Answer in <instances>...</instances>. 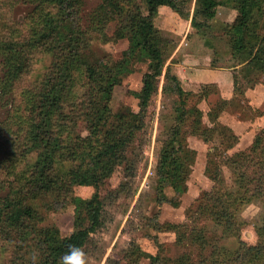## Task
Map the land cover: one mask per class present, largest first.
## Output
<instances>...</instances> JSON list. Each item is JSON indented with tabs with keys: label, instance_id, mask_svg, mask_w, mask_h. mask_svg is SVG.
I'll return each mask as SVG.
<instances>
[{
	"label": "rangeland",
	"instance_id": "1",
	"mask_svg": "<svg viewBox=\"0 0 264 264\" xmlns=\"http://www.w3.org/2000/svg\"><path fill=\"white\" fill-rule=\"evenodd\" d=\"M75 1L79 14L74 26L80 28L73 48L84 67L118 74L109 103L113 115L109 125L128 138L120 165L99 189L103 214L98 231L82 249L84 264H217L218 258L219 264H245L244 256L248 259L255 254L247 247L264 252V186H258L264 161V0H258L248 22L245 38L250 47L237 53L228 32L240 21L239 0H218L215 17L200 25L193 24L197 0H176L179 11L160 6L153 22L165 65L148 108L138 116L139 92L150 60L139 48L132 49L126 24L138 12L148 13L145 1ZM33 6L23 0H0V48H9L26 61L25 70L9 80L4 96L6 66L0 55V196L17 187L21 201L26 200L35 210L32 219L20 227H9L6 239L0 237V264H42L50 252L40 230L52 228L55 233L57 229L64 238L86 227L87 208L76 202L85 203L96 192L91 185L67 180L72 161H66V145H71L75 135L79 142L86 141L92 131L85 117L89 81L83 76L72 82V91L62 94L61 109L49 130V136L60 142L56 166L49 173L58 185L54 190L28 191L30 179L40 174L34 165L42 159V145H30L31 125L43 107L41 97H53L50 82L70 73L54 67L53 51L37 42L30 17ZM174 63L189 66V70L211 65L235 71L234 96L225 99L213 83L193 91L181 82L186 91L184 108L175 83L166 80L168 72L177 75ZM79 107L80 114H70ZM183 112L181 139L195 154L187 160L190 172L182 178L181 189L166 185L162 200L158 166L171 145L177 116ZM257 136L263 143L253 152ZM236 153L243 154L241 160ZM243 174L241 189L249 201L233 207L234 224L227 226L220 217L224 204L212 195L221 189L236 192V178ZM179 236L185 238L184 243ZM78 259L71 257L72 264Z\"/></svg>",
	"mask_w": 264,
	"mask_h": 264
},
{
	"label": "trees",
	"instance_id": "2",
	"mask_svg": "<svg viewBox=\"0 0 264 264\" xmlns=\"http://www.w3.org/2000/svg\"><path fill=\"white\" fill-rule=\"evenodd\" d=\"M24 2L33 6V12L30 15L32 19V31L38 38L40 44L47 46V49L53 51L54 67L59 68V71H68L66 76L60 81L54 80L50 82L53 97L47 98L41 97L42 109L38 112L39 118L36 123L31 125L32 141L30 145L33 148L41 147L40 162L34 165V168L39 170V176H35L30 179V189H34L36 192H41L42 189L54 190L58 183L54 181L50 176V171L54 170L56 166V157L58 155L60 142L57 137L51 138L49 136V130L53 124V118L58 109H61L60 102L63 93L72 91L74 80L76 77L83 76L88 78V98H87V112L85 117L90 123V132L95 137L87 138L86 141L82 139L79 142V137L75 135V140L66 145V161H72V167L67 171L68 181L73 184L91 185L95 187L96 192L92 199L83 203L77 201V205L87 208L89 223L86 227L78 228L73 231L69 236L60 238L58 236V230L54 231L52 228L46 230H40L39 234L45 244L48 245V257L42 262V264H57V261L65 253H68L72 246H76L79 249H83L87 244L91 235L98 231L102 214L103 203L99 193V189L103 181L108 178L114 171V169L120 165L122 157V149L127 137L122 135L109 125L112 113L109 109V103L112 98L113 90L118 83V74L112 72L102 73L101 69L96 66L82 65L77 56V51L73 48V44L76 42V34L79 31V26H74L78 20V8L75 0H23ZM147 10V14L138 12L134 16L130 17L126 24L129 30V38L132 42L133 50L139 48L141 53L150 60L148 71L144 74L143 86L139 92L141 110L138 115L148 108L149 102L156 91L157 82L160 76L163 74L165 65L164 50L161 46V38L158 34V30L153 22L154 16L157 14L160 6L166 5L176 11V0H144ZM218 0H197L195 9V15L193 18V24L200 25L206 24L212 20L217 11ZM258 7V0H239V6L241 17L240 21L233 27V31H229L231 46L234 53L242 52L250 47V42L245 38V34L248 27V22ZM201 18V22L197 21V18ZM73 27H78L74 31ZM67 30V31H66ZM39 31V33H38ZM38 34V36H37ZM67 46L70 47L68 50ZM0 55L3 57L2 62L6 66V71L3 75L4 85L2 86V95H8L7 84L10 83V79L15 77L18 73L23 72L26 67V61L18 53H12L9 48H0ZM80 78V77H79ZM167 81L175 83L176 91L181 97V104L185 108L187 101L184 98L186 91L181 85V80L177 75H171L169 72L166 75ZM87 86V85H86ZM81 113V108H75L70 112L72 115H78ZM83 113V112H82ZM186 113H182L177 116V124L172 131V142L169 148L165 149L163 158L158 166V178L161 181V186L158 188V195L160 199H165L166 195L163 194V190L166 185L172 186L176 190L181 189V180L186 178L188 172H190V163L187 160L193 159L195 151L188 146L181 139V123ZM109 126V127H108ZM108 127V128H107ZM74 133H76L74 131ZM96 139V140H95ZM264 139V138H263ZM264 141V140H263ZM262 139L258 136L252 144V151L256 152ZM176 143V144H175ZM90 148V149H89ZM87 151V154H84ZM64 156V154L60 153ZM44 156V157H43ZM235 156L240 160L243 157L242 153H236ZM232 160V157L229 158ZM239 160V162H241ZM260 168L261 175L259 177V185L264 186V161L261 160ZM235 162V160H232ZM46 172H42V168ZM216 180V177H214ZM246 174L238 176L236 181L238 182V188L236 192H226V190H219L212 197L216 198V202H223L224 206L221 212V220L228 224H234L233 218L236 217V213L233 211V207L238 205H244L248 202L247 193L243 192L241 187L245 184ZM4 184L6 181L1 180ZM19 189L14 187L11 193L0 196V237L6 239L8 236L7 229L9 227H20L27 219L34 217L35 210L31 204L26 200L21 201V194ZM25 189V186L22 188ZM29 193V192H28ZM32 192H30L31 194ZM228 194V195H227ZM235 194V196H234ZM207 205V204H206ZM213 206V204H212ZM211 209V208H210ZM231 230V228H227ZM180 232V229L178 230ZM186 233V232H183ZM182 233V234H183ZM179 242L184 243L185 238L179 236ZM246 250H253L254 255L247 259L245 258V264H261L264 263V252L257 251L253 246L247 247ZM241 252L242 250L239 249ZM246 251V252H247ZM246 252H243L246 253ZM228 255L230 253H227ZM226 254V255H227ZM219 264V258L217 259ZM239 264V263H238Z\"/></svg>",
	"mask_w": 264,
	"mask_h": 264
},
{
	"label": "crops",
	"instance_id": "3",
	"mask_svg": "<svg viewBox=\"0 0 264 264\" xmlns=\"http://www.w3.org/2000/svg\"><path fill=\"white\" fill-rule=\"evenodd\" d=\"M163 7L167 6L163 5ZM173 67L175 73L182 80L181 82L187 84L186 89L196 91L202 84L213 83L218 85L225 99H230L234 96L235 71H230L226 68L219 69L211 65L192 67L189 70V66L181 63H174ZM180 70L183 71V76H180Z\"/></svg>",
	"mask_w": 264,
	"mask_h": 264
},
{
	"label": "clouds",
	"instance_id": "4",
	"mask_svg": "<svg viewBox=\"0 0 264 264\" xmlns=\"http://www.w3.org/2000/svg\"><path fill=\"white\" fill-rule=\"evenodd\" d=\"M71 257H79L76 264H84V254L81 249L72 246L68 253H65L61 258V264H72Z\"/></svg>",
	"mask_w": 264,
	"mask_h": 264
}]
</instances>
